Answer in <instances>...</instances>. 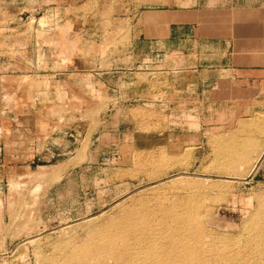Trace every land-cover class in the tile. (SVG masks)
<instances>
[{
    "label": "rangeland",
    "instance_id": "obj_1",
    "mask_svg": "<svg viewBox=\"0 0 264 264\" xmlns=\"http://www.w3.org/2000/svg\"><path fill=\"white\" fill-rule=\"evenodd\" d=\"M263 7L0 0V264H264Z\"/></svg>",
    "mask_w": 264,
    "mask_h": 264
},
{
    "label": "crops",
    "instance_id": "obj_2",
    "mask_svg": "<svg viewBox=\"0 0 264 264\" xmlns=\"http://www.w3.org/2000/svg\"><path fill=\"white\" fill-rule=\"evenodd\" d=\"M254 17L255 19L242 20L239 26L232 29L236 36L233 39L240 42L241 60L233 70L243 78L240 80L241 85L245 84L248 87L249 85L256 87L258 78H260L259 85L264 84V7L258 9ZM252 78H255L254 83H250ZM35 174L42 175L41 172Z\"/></svg>",
    "mask_w": 264,
    "mask_h": 264
},
{
    "label": "bare ground",
    "instance_id": "obj_3",
    "mask_svg": "<svg viewBox=\"0 0 264 264\" xmlns=\"http://www.w3.org/2000/svg\"><path fill=\"white\" fill-rule=\"evenodd\" d=\"M192 208V206L190 207V209ZM189 217H190V219H191V222L190 221H188V222H186V223H189V227H190V232L189 231H187V230H183V228H179V233L181 234V235H183V236H181V239L182 240H184L185 242V248H188L189 250V254H193V253H195L196 251H197V246L195 247V245L193 244L192 246H191V248H190V243H188V242H186V240H191V235L193 234V233H195V226H194V222H196L197 221V218H196V216H194L192 213H191V215H189ZM199 239L197 238V241H198Z\"/></svg>",
    "mask_w": 264,
    "mask_h": 264
}]
</instances>
